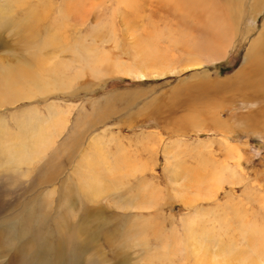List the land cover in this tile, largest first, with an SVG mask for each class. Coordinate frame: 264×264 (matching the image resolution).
I'll use <instances>...</instances> for the list:
<instances>
[{
  "label": "rangeland",
  "instance_id": "1",
  "mask_svg": "<svg viewBox=\"0 0 264 264\" xmlns=\"http://www.w3.org/2000/svg\"><path fill=\"white\" fill-rule=\"evenodd\" d=\"M130 1L0 0V264H264V5Z\"/></svg>",
  "mask_w": 264,
  "mask_h": 264
},
{
  "label": "bare ground",
  "instance_id": "2",
  "mask_svg": "<svg viewBox=\"0 0 264 264\" xmlns=\"http://www.w3.org/2000/svg\"><path fill=\"white\" fill-rule=\"evenodd\" d=\"M139 1V0H138ZM187 1V0H186ZM193 1V0H192ZM196 1V0H195ZM200 2V1H199ZM134 3V0H131L130 1V4L132 5ZM191 3V2H190ZM198 3V2H197ZM196 3V4H197ZM129 4V3H128ZM192 4V3H191ZM194 4V3H193ZM194 4V5H196ZM233 5V4H232ZM232 5L229 6V10L227 11H232V10H235ZM264 5V0H253L250 4V11L251 13H255L257 11H259L262 6ZM186 6V5H185ZM187 7V6H186ZM184 7V8H186ZM196 8V7H195ZM220 10V9H218ZM217 11V10H216ZM241 11V10H240ZM240 11H237V12H240ZM215 12V11H214ZM221 12V10H220ZM216 13V12H215ZM234 13V12H233ZM232 13V14H233ZM240 14V13H238ZM258 14V13H257ZM234 15V14H233ZM233 15L231 16L230 14L226 15V21L230 24H232L233 22ZM253 16V15H252ZM256 16V15H254ZM218 18V17H217ZM254 18V17H252ZM203 19V18H202ZM238 23V22H237ZM193 24V23H192ZM223 24H225L223 21H218V25H219V30H220V34L222 37L220 38H224L222 39L223 40V43H222V49L226 50L229 46H230V43L229 40H228V37H229V34L227 35L226 34V29H225V25L223 26ZM236 24V23H235ZM237 25V24H236ZM225 29V30H224ZM236 29V27H235ZM232 30V29H230ZM235 33V32H234ZM232 37V36H231ZM234 37V36H233ZM220 40V41H222ZM264 49V31L261 33V35H258L256 37H254L251 42H250V45L248 46L247 50H246V64L248 65V72L247 74L249 75L250 79H251V83H250V86L252 88H257L258 86L260 85H264V76H261V75H264V60H263V57H262V54H261V50L263 51ZM33 54V53H32ZM34 58V62L31 63V65H33L34 67H32L33 69L36 68L38 66V61L40 58L37 57V55H32ZM38 58V59H36ZM51 60V59H50ZM3 62H1L0 60V65L2 64ZM48 66L46 68V70H43L44 73H46L45 75L47 77L44 78L43 82L40 84V86H37V89L38 91L40 92H43L44 90H49V91H46L43 95H47L50 91V88L53 87V89H56L57 86H58V83L59 81L63 78L61 76L60 79H56V75L58 72H62V68H58L57 66L60 65L59 63H51V62H48ZM31 68L26 64H22L21 66H19L18 68V71H17V74H16V77L14 76L12 79H10V77L12 75H9V77L7 76V74L5 72H3L2 74L0 73V83H3L4 85H6L7 87H2L0 85V88L2 89H7L8 88H15V87H10L9 85H13L15 83H17L18 81L20 80H23L24 76L25 75H30V70ZM20 70V71H19ZM65 72V70H64ZM80 72H76L75 74H78ZM52 75V76H51ZM31 76V75H30ZM14 78H15V83L13 82L14 81ZM243 77H241L240 79H242ZM35 80L36 77H34ZM72 80V79H71ZM247 80V79H246ZM249 80V79H248ZM242 81V80H241ZM240 81V82H241ZM39 84V83H38ZM219 83H217L216 85L218 86ZM193 85V84H192ZM221 85V84H219ZM219 87V86H218ZM191 89V88H190ZM259 88H257V91ZM10 92V91H9ZM256 92V91H255ZM260 92V91H259ZM262 93V92H261ZM22 94V93H21ZM42 94V93H41ZM20 96V94H19ZM22 96V95H21ZM62 121V120H60ZM53 139V136L51 134H47L46 132L45 133H42V137L40 139L37 140V142L35 143V150L40 148L41 146H43V143H46L47 141L49 142V144L51 143ZM16 144V143H15ZM15 144H13L12 146L15 147ZM19 146H22L21 148L23 149V145L24 143H18ZM11 146V148H12ZM22 149L20 150H16V151H13L12 154L16 153L17 156H20L21 158L23 159H31L32 156H33V152H26V146L24 147V150L25 152L22 153ZM46 151V149H44L40 154H38L36 157H34V159L32 161H36L35 159L36 158H39L40 155H43V153ZM10 154V153H9ZM12 154L9 155V157H12ZM204 160V159H203ZM202 160V161H203ZM31 161V162H32ZM201 161V160H200ZM29 161H27V163H31ZM199 162V161H198ZM200 163V162H199ZM204 163V162H202ZM31 165V164H30ZM202 165V164H201ZM201 168V167H200ZM94 175V174H93ZM193 175H196V174H193ZM96 176V175H95ZM96 178V177H94ZM96 180V179H95ZM99 184V183H98ZM101 186V185H100ZM143 206V205H142ZM238 210V209H237ZM191 219V218H190ZM193 220V219H192ZM190 222V221H189ZM195 224V222H194ZM159 226V225H158ZM192 227V223L190 224L189 223V231H190V228ZM197 227V226H196ZM188 231V232H189ZM261 230H259L257 232V235L260 236V234L263 236V234L260 232ZM195 232V231H194ZM189 234V233H188ZM190 236V235H189ZM195 236V235H194ZM197 236V235H196ZM187 237V236H186ZM184 238V237H183ZM185 239H188V238H185ZM257 239V237H256ZM193 240V239H192ZM196 241V239H194ZM192 242V241H191ZM197 242V241H196ZM152 263V262H151ZM254 264V263H253Z\"/></svg>",
  "mask_w": 264,
  "mask_h": 264
}]
</instances>
